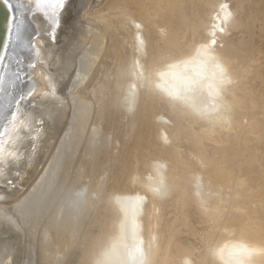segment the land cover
<instances>
[{
  "label": "bare ground",
  "instance_id": "1",
  "mask_svg": "<svg viewBox=\"0 0 264 264\" xmlns=\"http://www.w3.org/2000/svg\"><path fill=\"white\" fill-rule=\"evenodd\" d=\"M20 1L27 3V8L21 15H27L32 21L33 31L30 35H36V47L25 61L26 65H29V77L33 83L28 85L25 94L30 96L35 106L24 109L19 115L14 116L5 129L9 132L8 136L3 137L5 130L0 136V264H18L14 254V251L15 253L17 251L15 246L18 244L17 248L23 247L25 241H18L20 244L15 242L16 239L11 241L16 243L13 248L5 237L9 236L8 233L14 231L17 233L18 225L21 223L17 225V219L15 221L14 215L11 216L13 213L5 211V206L10 202L7 200H11L9 198L18 192L19 186L25 185L26 179L35 174V180L31 182L32 190L29 189L26 198L18 200L15 207L27 210L24 220L26 225H29L34 215L42 216L43 228L39 236L41 264H55L60 260L59 255L64 256V260L73 246L80 244L78 235L97 201L104 182V177H100L108 160L107 147L109 148L113 139L109 137V131L105 132L109 133L108 137L103 138L100 135L103 124L107 123L108 127L110 125L112 127L109 117L113 118L112 113L118 111L115 117L119 118L122 108H126V115L129 116L127 118L131 117L129 121L133 122L131 119L135 117L134 110L137 109L136 104L140 98L138 86L140 82L142 84L148 70L151 76L150 85L157 87L167 96L166 98L186 109L192 116L191 119L204 118L208 124L201 127L200 132L196 129L191 131L193 138L185 151L176 144L172 155L157 154L149 163L145 162L148 167L145 177L139 178L138 172L135 173L136 177L133 180L137 187L119 199V216L113 227L111 224L110 242L96 262L206 264L208 254L213 257L207 264H264V104L261 110H254L257 107L255 87L241 88L244 84L254 82L257 77L264 80L262 71L264 45L256 42L254 46L242 47L233 42L230 45L224 42L231 28L239 29L242 26L251 29L255 23H258L255 26H260L258 36L264 38V0H238L235 9L224 0H153L155 4L151 10L146 11L145 17L155 25L160 32V39L164 38L165 41L164 46L159 43L156 45V59L150 60L149 69L142 60L147 49L142 22L131 14L130 8L129 10L124 8L119 14H113V11L107 13L121 4V0H114L112 3L108 2L106 14L95 10L90 14L89 8L84 9L81 16L89 17V24L87 26L82 22V29L78 33L80 39L76 44L81 46L89 42L95 43L94 51H91L90 55L95 58L96 51H100L101 55L99 53L98 55L101 57L97 55L96 60L94 58L87 60L92 71L90 84L86 88L93 95L94 101H91L84 92L80 97L86 99L84 104L82 103L85 99L81 103L86 106L85 109L92 104L96 106L97 118L94 119L96 124L93 131L96 129L97 132L92 131L91 137L84 144L86 150L84 156L75 164L79 171L64 191L61 188L64 183L61 182L62 177L53 188L50 185L51 189L45 191L43 187L46 180L50 181L53 176L54 178L57 176L59 170L66 169L65 174H69L68 167L64 165L61 167L58 161L54 165L52 162L50 166L47 164L50 163L49 158L51 160V157H54L53 151V154L48 156L49 150L55 146L53 140L57 136L55 137L54 131L57 130L59 122L64 120L69 106L65 101L56 100L64 96L57 88L59 77L64 76L65 66L61 64L64 44L60 42L62 38H59L63 35V26L65 27L69 21L66 18L67 13L70 16L74 15L80 8L81 1ZM86 1L88 3L89 0H82V3ZM145 1L147 0H142L136 9L139 16L145 8ZM238 12L243 13L242 18H238L240 16L236 15ZM129 22L133 26L129 25ZM96 24L99 28L95 27ZM201 28L202 34L199 30ZM76 30L78 31L77 28ZM95 31L101 37H98ZM187 32L189 37L186 36ZM67 35L69 34L61 36L62 40L67 39ZM183 38H187V49H183L179 41ZM236 80L242 83L240 87L243 90L242 94L237 91L240 88H235ZM258 95L263 97L264 88ZM160 118L167 120L161 114L158 119ZM161 123L159 134L164 140L168 141L172 136L176 141L184 140L180 129L174 128L169 131L166 122ZM71 130L74 133V127ZM84 130L85 127L82 126L76 128L74 144L67 150L68 154L64 155L67 160L70 161L76 154L77 144ZM129 130L132 131V127ZM113 141L112 143L115 142ZM208 141L211 145L207 144ZM112 153L109 154L114 156ZM114 154L116 156V153ZM45 155L49 158L47 162L44 159V163ZM110 158L112 159L111 156ZM62 162L64 164V160ZM42 163L43 168L40 167ZM26 174L28 177L25 179ZM88 177L90 182L83 180ZM39 183L42 184L40 191ZM232 183L235 184L233 206L223 220L228 201L226 198L229 195L227 189ZM37 184L39 192L33 193L35 191L33 188ZM166 194L173 197L174 210L169 214H173L174 219L181 217L186 221L188 231L197 236L202 243L205 242L206 254H196L194 245L191 243L185 245L182 242L179 236L183 232L181 228L171 235L172 226L168 222L162 223L160 202ZM23 195H20L21 198ZM148 196L149 203L145 206V199ZM32 204L39 207L42 205V208L36 210L37 207ZM28 205L36 208L33 207V211L29 210ZM102 206H98V212H102V209L100 210ZM32 223L34 224L33 221ZM32 226L28 228L33 232ZM86 231L90 233L92 241H95L96 238L92 236V233L95 234L93 228ZM218 231H221V235L211 244L210 241ZM12 236L18 238L16 235ZM21 244L22 246H19ZM20 257L21 254L18 258ZM56 258L59 260L55 261Z\"/></svg>",
  "mask_w": 264,
  "mask_h": 264
},
{
  "label": "rangeland",
  "instance_id": "2",
  "mask_svg": "<svg viewBox=\"0 0 264 264\" xmlns=\"http://www.w3.org/2000/svg\"><path fill=\"white\" fill-rule=\"evenodd\" d=\"M79 1H81V3H82V0H79ZM111 1L114 2V0H106V2H105V0H89L88 3H87V1L82 3V4L80 3L81 6L83 5V7L80 6V8H78V10L75 12L76 14L74 13V15L72 14L70 16L67 13L66 18H67V20H69L68 21L69 23L67 22L66 26L65 27L63 26V28H62V31H63L62 34L63 35H61V36L65 37L66 34H69V35H67L68 38L64 39V40H62L63 37H61V36L59 38V39L62 38L60 42L62 44H64V47H62L64 50H62V53H61V60H62L61 64H62V66L65 65L64 66V73H63L65 77L64 76L59 77V79H58L59 85L57 83V86H58L57 88L59 90L58 92H60L64 96H63V98H60V100H58L59 98H56V100L57 101H61V100L65 101V102H67V105H69V106H67L68 111L66 110L67 113H65V115H66L65 118H64V120H62L63 123L60 121L59 125H57L58 131L56 129L54 131V132H56L55 137L57 136L58 138L56 137V139L53 140V143L55 146H53L49 150L50 152L48 153V156H49L50 154H53V152H54V157L51 155L52 157L50 160V158H49L50 156L48 157L47 155H45L43 158V162L45 163V161L48 160V158H49L48 162L50 161V163H48L47 165L50 166V164L53 163L52 165H54L55 162L58 161L61 167H63V165L65 167L66 166L68 167L69 174L68 175L65 174L66 169L59 170L57 176L55 175V178L53 176V178L50 179V181L46 180V183L44 184V187H43V189L45 191L47 189H49L50 187L53 188L54 186H56L58 184V182H60L61 177H62L61 182L62 181L64 182L63 187H61L62 191L66 190V188L69 187L70 182L72 181L71 179L79 171V169H77L78 166L76 165L77 166L76 167L75 164L78 163L83 158L84 153L86 151L84 144L91 137V134H92L91 132L93 131V127L96 124V122L94 120L95 118H97L96 117L97 114H95V112H96L95 107L96 106L92 104V105L87 106L88 108L85 109L86 106L85 105L83 106L82 104H84V101H86V99L80 97L81 93L84 92L85 95H87L91 101H94L93 95L87 89L89 84H90V78H91L90 75H91V71H92V70H90L91 64H89L87 60H89V58L90 59L94 58V56H92L90 54L94 51L93 47H95L94 46L95 43L89 42L88 44H84V45L82 44L81 45L82 47L76 43H78V40L80 39V37L78 38V35H79L78 33H80V31L82 29L81 26L83 24L85 25V23L87 26L89 24V21H88L89 17H87L86 15L84 17H82L84 9L89 8L88 9L89 13L90 12L94 13L95 11H100L101 13L105 12L104 14H106L107 8L109 6L108 4L112 3ZM141 1L142 0H121V2H120L121 4H119L116 8H114L112 10L110 9L109 11H107V13L108 12L112 13V11H113V14H116V13L119 14L123 11L124 8H126L128 10L130 8L131 14L136 19L141 20L142 31L144 32L145 38L147 40V46H146L147 49L145 50V53L142 56V60L144 61L145 66L147 65L146 68L148 67L147 69H149L150 62H151L150 60L154 59V58L156 59V45L159 43L160 45L164 46L165 39L164 38L160 39L159 30L155 27L154 24H152L151 21L147 20L145 17L146 11L148 9L151 10L155 4V3H153V0L145 1L144 3H146V4H145L144 10L142 11V14L140 16L137 15L136 9L138 8V6L141 5V3H140ZM224 1H228V4L231 5V7L233 9H235L237 7V5H235V4L237 3L238 0H224ZM106 4H107V6H106ZM236 15L237 16L240 15L238 18L243 17V13H240V12L236 13ZM73 16H74V18H73ZM75 21H77V22H75ZM82 22H84V23L82 24ZM68 24H70V25H68ZM128 24L133 26V24L131 22H129ZM255 24L258 25V23H255ZM255 24L253 25L254 26L253 28L251 26V29L248 27L244 28L242 26L239 29L231 28V31L227 32V35L224 38L225 44L230 45V43L233 42L237 45H242V47H249V46L256 45V42H260L261 44L263 43V45H264V38L262 39L258 36L259 31H260V26L257 27V25L255 26ZM71 25L73 27H71ZM96 26H97V28H99L98 24H96L95 27ZM69 27L71 29L72 28L73 29L70 30ZM93 27H94V25H93ZM76 28L78 29V31L76 30ZM64 29H65V31H64ZM69 30H70V33H68ZM199 30H200V33L202 34L203 33L202 28ZM95 32L97 33V31H95ZM73 34L76 35V37L78 39ZM97 35H98V37H101L100 34L97 33ZM72 36L74 38H72ZM186 36L189 37V32H187ZM67 40H68V42H67ZM64 41H66V42H64ZM179 41H180L181 45L183 46V49H187V47H188V45H186L187 38L180 39ZM69 43H70V45H68ZM67 46H68V48H67ZM96 52H97V54L95 55L96 56L95 58H97L99 56L98 53L100 51L99 52L96 51ZM99 57H101V56H99ZM165 57H167V55H165ZM241 60H242V58H241ZM86 62H87V64H86ZM68 63H70V64H68ZM58 65L60 66V62L58 63ZM67 68H68V70H67ZM87 71H89V73ZM148 71L145 74V78L142 81V84H141V82L139 84L141 87L138 86L140 98H138V103L136 104V105H138V107L136 106L137 109L134 110L135 117L133 119H131L133 121L132 123L135 122L133 124V126H131L132 123H131V121H129L131 117L127 118L129 116L126 115V110H125L126 108L120 109L121 113L119 115V118L115 117V116H117L115 114L119 113L118 111H115L112 113L113 118L111 116L109 117V121L112 124V127L110 125L111 128L108 127L109 125H107V123L103 124L104 127H103V130H102L100 135L103 138L108 137L109 133L106 134L105 132L109 131L110 132L109 137L111 139L113 138L112 140L110 139L111 140L110 145L114 144V146L111 145L112 146L111 147L109 145L110 149L107 147V150H109L108 156H107L109 162L107 160L106 165L103 167V173L100 177V178L104 177L105 179L103 178L104 182L101 186L100 192L98 193L99 195H98L97 201H96L94 207L91 208L89 215H87L88 217H86V221L84 222V226L82 228V230H83L84 228L89 226L88 228L89 229L93 228L94 231L97 228V230L95 231V234L92 233V236L94 235L96 240L92 241V238L90 237L91 236L90 233H88L86 231L88 228L83 230V231L81 230V232L78 235V238L80 239L81 242H79L80 243L79 245L77 243V245L73 246L72 251L70 250L72 252V254H71V252H68V254L65 255L64 260H63L64 256L63 257H62V255H61V257H59L60 255L58 256V258L61 261H64V263L61 262L58 258H56L55 261L59 260L58 262H60L61 264H77V263L78 264H98L97 263L98 261L96 262V259L98 260V257H101V255H103V253H104L103 251L107 248V246L110 242L109 233H110L112 227L114 226L115 221L117 220V218L119 216V208H118L119 199L121 198V196L125 195L126 193L131 192L132 190H134L137 187V184L133 180L136 177L135 173L138 172L139 178L145 177V175L147 173V168H148V167H146L145 162L149 163L151 161V159L153 158V156L157 155V154L172 155V152L175 151V145L176 144H179L181 146L180 147L181 150L185 151L186 146L191 142V140L193 138L191 131L192 130L195 131V129H196L197 132H200L201 127L203 128V126H207V124H208V122L204 118H200L198 120L194 119V118L191 119L192 116L189 115V113L187 112L186 109H184L179 104L172 101L171 99L166 98L167 96L164 95V93L161 90H159L157 87L150 85L149 80H150L151 76L149 75ZM262 71L264 72V65H263ZM65 72L66 73L68 72V73L66 74ZM59 80H61V81H59ZM147 81H148V83H147ZM241 84H242L241 82H238L236 80L234 83L235 88L236 87L240 88ZM86 86H87V88H86ZM250 86L255 87V89L257 91L256 92L257 97L255 100V102H257V107H255L254 110H257V111L261 110L262 109L261 107L264 104V102H263L264 101V95H263V97H260L258 95V93L260 92L261 89L264 88V80L257 77L254 82H251V84H248V83L244 84L241 88L245 87V89H247V88H250ZM241 88L239 90L237 89L239 94H242L243 90ZM76 98H78V99H76ZM83 99H85V100H83ZM82 100H83V103H82ZM58 105H60V103ZM171 108H172V110H171ZM124 110H125V112H123ZM238 112H241V110H238ZM122 113H123V115H122ZM160 114L164 115L167 120H165V119L162 120V118L158 119ZM125 115H126V117H125ZM110 119H112L113 121ZM231 119H232V117H231ZM114 122H115V124L113 125ZM117 122H118V124H117ZM160 122H162L161 124H164L166 122L165 124L168 126L169 131L173 130L174 128L180 129L181 132L183 133L184 140H182L181 142H179L178 140L176 141L175 138L173 139V136L168 141L166 139L164 140L159 134ZM80 126H82V128L85 127V130L82 134V138L80 139L79 143L77 144L78 149L76 150V154L74 155L75 158L73 157L69 161L65 158L64 155L68 154L69 151H67V150H69L72 147V145L74 144V141L76 138L75 137L76 128L80 127ZM70 127L71 128L74 127V133ZM117 127H118V129H117ZM130 127H132V131L129 130ZM246 127L247 126H244V128H246ZM93 132H97V130L94 129ZM112 141L114 143H112ZM116 142H118V143L116 144ZM99 143H100V141H99ZM207 144L211 145V142L208 141ZM110 150L111 151L113 150L114 152L112 151L113 152L112 153ZM66 151H67V153H66ZM109 153H112L114 156H112ZM114 153H116V156ZM62 156H64L67 163H66L64 158L60 160V158H62ZM110 156L112 157V159L110 158ZM113 158H114V161H113ZM44 159H45V161H44ZM63 160H64V164L62 162ZM71 161L73 163H71ZM44 163H42V165L40 164V167L43 168ZM68 163L71 164L70 166H72V167H70ZM105 167L107 168L106 170H105ZM42 168H40V169H42ZM59 173H61V175ZM32 176L33 177L29 178L28 180L26 179L28 177V175L26 174V176H24L27 183L25 182L26 184L22 185L23 187L19 186L20 188H18L19 189L18 192L16 194H14V196L12 198H9L11 200H7L8 202L10 201L8 203V206L9 205L10 206L9 207L7 205L5 206V211L13 213L11 216L14 215L15 221L17 219V221H16L17 225L19 223H21V225L20 224L18 225L20 228L18 227V229H17V233L19 234V236L15 231H14V233H10L14 236L16 235L18 238H14L9 233H8L9 236L6 235L5 238L10 241L13 248H14L16 243L11 242V241H13V240L15 241V239H16L15 242H17V243H19L18 241H20V242H24V241L26 242L27 241L26 243L25 242L23 243L24 251H23V247L17 248L18 244L15 246L16 247L15 250H17V251L19 250L18 252L21 254V257L18 258L20 256V254L18 255V252L16 251V253H15V251H14L16 263H18V264H20L21 262H22L21 264H28V263L29 264H38V263L41 264L42 263L41 262V258H42L41 257L42 256L41 255V249L39 247L40 246L39 236H41L40 234H42L41 231L43 228L42 227L43 226L42 225L43 220L41 219L42 216H40V217L37 216L38 217L37 218L36 215H34L33 220L31 219L29 225H26V224H24V220H25V213H27V210H22L23 209L22 207H18V206L15 207V205H17L16 203H18L17 201L20 199H21V201L24 200L27 196L29 189L32 188L31 187L32 183H33L32 180L33 181L35 180L36 174L32 175ZM133 176H134V178H133ZM83 180L86 182L87 181L90 182L89 177L85 178ZM28 183H29V185H27ZM40 184L41 183H39V186H38V184L34 186L35 188H33V191L34 190L35 191L33 193H38L41 190L42 184L41 185ZM26 185L28 186V188H26ZM37 186L39 187L38 188L39 191L37 189ZM234 189H235L234 183H232L230 185V188L227 189V192L229 193V195H228V193H227L228 196L226 195L227 196L226 199L228 201L226 204L227 206L225 209V213L223 214L224 216L222 217L223 220H225L227 215L231 212V208L233 206L232 205L233 195L235 192ZM36 190H37V192H36ZM24 193H25V195H23ZM20 195L21 196L23 195V197L21 198ZM18 196L20 198H18ZM105 196H107V197H105ZM14 197H16V198H14ZM101 197H103V198H101ZM172 198L173 197L169 196L168 194H166L165 196H163L161 198L159 212L161 213L162 223L164 224V223L168 222L172 226L171 230H170L171 235H174V233H176L177 229L181 228L183 231L182 232L183 234L180 233L179 236H180L182 242L185 245H188L189 243L194 245L196 254H201V255L206 254V249L204 248L205 242L202 243L197 236L192 235L191 231H188V227L186 226V221H184V219H182L181 217H179L178 219H174L173 214L172 215L169 214L170 212L173 213V210H174V206H172ZM101 203H104V204H101ZM148 203H149V196L145 199V203H144L145 206H147ZM32 205H34V204H32ZM42 205H43V203H42ZM42 205H40L41 208H42ZM100 205L101 206L103 205L102 208H100V210L102 209L101 211L103 212V214H101L102 212H98L99 211L98 208L100 207ZM31 206L28 205L29 210L32 209V211H33V207L36 206V204L32 207ZM36 207H34V208H36V210L40 209L39 206H36ZM95 207H97V208L95 209ZM113 207H114V209H113ZM12 209H13V211H12ZM94 209H95V211H94ZM34 218L37 220L35 221ZM89 218L91 220H89ZM88 220L91 221V223L93 222V224L91 225V223ZM32 221L34 222V224L32 223ZM96 221H98V222H96ZM94 223H95V225H94ZM86 224L88 226H85ZM111 224H112V227H111ZM31 225H33L32 228H34L33 232L30 231V229H29ZM25 231H26V233H24ZM29 235H30V237H28ZM85 235L87 237H85ZM220 235H221V231H218L216 233V235L213 237V239L210 241V243L213 244L218 239V237ZM82 236L85 237V239ZM10 237L11 238L13 237V239H9ZM23 237H25L26 239H24ZM88 239L89 240L91 239V241H89ZM82 241H83V243H82ZM85 241H86V243H85ZM93 242H95V244ZM19 246H22V244ZM84 247H87V248H84ZM96 247H97V249H96ZM74 249H76L77 251ZM87 249L90 250L91 254ZM20 250H21V252H20ZM95 250L97 251V254H96ZM81 251H82V254H81ZM34 253H35V255H34ZM66 256H67V258H66ZM206 256H207V259H206V264H207L212 259L213 256L208 255V254H206ZM80 258H81V260H80ZM19 259H21V261ZM80 261H81V263H80ZM58 262H56L55 264H60Z\"/></svg>",
  "mask_w": 264,
  "mask_h": 264
},
{
  "label": "water",
  "instance_id": "3",
  "mask_svg": "<svg viewBox=\"0 0 264 264\" xmlns=\"http://www.w3.org/2000/svg\"><path fill=\"white\" fill-rule=\"evenodd\" d=\"M26 5L20 0H0V136L14 116L35 106L25 94L33 84L25 61L36 47V35H30L33 23L21 15ZM8 133L5 130L3 137Z\"/></svg>",
  "mask_w": 264,
  "mask_h": 264
}]
</instances>
